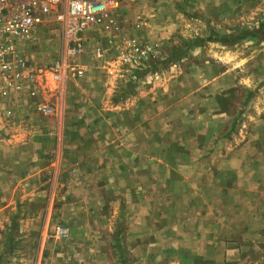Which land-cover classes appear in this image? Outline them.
<instances>
[{
  "label": "rangeland",
  "instance_id": "374dc122",
  "mask_svg": "<svg viewBox=\"0 0 264 264\" xmlns=\"http://www.w3.org/2000/svg\"><path fill=\"white\" fill-rule=\"evenodd\" d=\"M113 5L83 76L51 81L53 26L30 47L53 114L0 98V264H264V0Z\"/></svg>",
  "mask_w": 264,
  "mask_h": 264
},
{
  "label": "built area",
  "instance_id": "2783aa9c",
  "mask_svg": "<svg viewBox=\"0 0 264 264\" xmlns=\"http://www.w3.org/2000/svg\"><path fill=\"white\" fill-rule=\"evenodd\" d=\"M114 0H0V98L7 99L4 107L12 114L10 104H29L36 113L48 116L54 109L38 97V80L29 58L30 47L36 45L42 30L50 28L62 36V57L53 62L49 74L51 81L61 83L67 73L83 76L86 68L76 63L84 52L82 36L92 29L109 32L117 28ZM128 51L117 54L120 63L141 64L153 53L152 46L135 41L127 42ZM97 57L103 55L94 47ZM64 234L63 231H58Z\"/></svg>",
  "mask_w": 264,
  "mask_h": 264
},
{
  "label": "crops",
  "instance_id": "0c3cea01",
  "mask_svg": "<svg viewBox=\"0 0 264 264\" xmlns=\"http://www.w3.org/2000/svg\"><path fill=\"white\" fill-rule=\"evenodd\" d=\"M20 133V132H19ZM18 133V136L19 137H23V135L24 134H19ZM36 133V131L34 132V134H32V137L33 138H35L36 140L35 141H33L32 143H28V145H27V147L26 146H23L24 147V149H29V147H33V145H35V143H37V141H40V140H38L39 138H40V132L39 133H37V134H35ZM46 134V140H48V133H45ZM26 135V134H25ZM49 137H53V134L52 133H50V135H49ZM40 143H42V142H40ZM16 146H20V144L19 145H17V144H15ZM61 151H62V149H61ZM111 156H110V154L109 153H107V155H106V159H108L109 160V158H110ZM118 158H119V160H121L120 158H121V156H117ZM58 161H59V164H61V163H64V162H66L67 163V160H65V158H63L62 157V155H60L59 157H58ZM117 161V160H116ZM111 162V161H110ZM111 163H113V162H111ZM120 163V162H119Z\"/></svg>",
  "mask_w": 264,
  "mask_h": 264
},
{
  "label": "trees",
  "instance_id": "16d2710c",
  "mask_svg": "<svg viewBox=\"0 0 264 264\" xmlns=\"http://www.w3.org/2000/svg\"><path fill=\"white\" fill-rule=\"evenodd\" d=\"M243 37H244V34L240 35V36H237L235 34L225 35V36L220 37L219 41L223 42L225 44H230V43H234L235 41H237L238 39L243 38Z\"/></svg>",
  "mask_w": 264,
  "mask_h": 264
}]
</instances>
